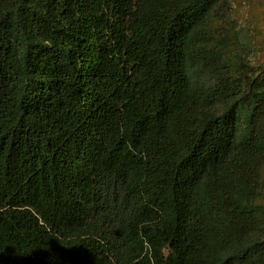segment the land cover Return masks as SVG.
I'll return each mask as SVG.
<instances>
[{"label": "trees", "instance_id": "16d2710c", "mask_svg": "<svg viewBox=\"0 0 264 264\" xmlns=\"http://www.w3.org/2000/svg\"><path fill=\"white\" fill-rule=\"evenodd\" d=\"M229 0H0V264H264V60Z\"/></svg>", "mask_w": 264, "mask_h": 264}, {"label": "rangeland", "instance_id": "374dc122", "mask_svg": "<svg viewBox=\"0 0 264 264\" xmlns=\"http://www.w3.org/2000/svg\"><path fill=\"white\" fill-rule=\"evenodd\" d=\"M238 37L250 64L264 60V0H229Z\"/></svg>", "mask_w": 264, "mask_h": 264}]
</instances>
